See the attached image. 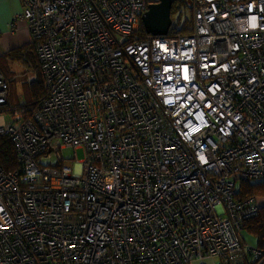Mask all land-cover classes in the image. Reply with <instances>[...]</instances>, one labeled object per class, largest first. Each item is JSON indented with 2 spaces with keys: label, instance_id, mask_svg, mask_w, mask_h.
I'll use <instances>...</instances> for the list:
<instances>
[{
  "label": "built area",
  "instance_id": "1",
  "mask_svg": "<svg viewBox=\"0 0 264 264\" xmlns=\"http://www.w3.org/2000/svg\"><path fill=\"white\" fill-rule=\"evenodd\" d=\"M21 3L46 93L9 106L0 70V264H260L236 182L264 180V0H188L175 35L147 0Z\"/></svg>",
  "mask_w": 264,
  "mask_h": 264
},
{
  "label": "trees",
  "instance_id": "2",
  "mask_svg": "<svg viewBox=\"0 0 264 264\" xmlns=\"http://www.w3.org/2000/svg\"><path fill=\"white\" fill-rule=\"evenodd\" d=\"M170 16L171 25L168 30V35L186 34L191 31L192 17L190 18L191 12L189 10L188 0H172ZM141 31L142 33H146L142 23ZM24 56H29L31 60H33L35 73H37L38 75V80H36V78H33L31 81H29V85H25V90L31 87V99L21 98L20 101L15 99V97L13 96V91L15 90L16 73L9 69V66H6V73L2 62H0V70L2 71L9 85V106H34L46 93L42 73L37 62L36 53L33 50L31 43L24 45L23 47L9 50L4 54V59L5 62L8 63L9 60H19L22 59ZM39 78L42 80V82L39 81ZM28 115L30 117V113H28ZM0 165L3 167L4 170L7 171L14 170L17 167V154L15 148L12 142L8 138L3 136H0ZM236 183H238V196L243 198L249 196L264 197L263 179H238ZM241 231H245L251 235H254V237L256 238L255 247L261 252V258H263L260 264H264V206H260V210L257 215L247 218L241 223ZM243 240L245 241L244 237Z\"/></svg>",
  "mask_w": 264,
  "mask_h": 264
},
{
  "label": "crops",
  "instance_id": "3",
  "mask_svg": "<svg viewBox=\"0 0 264 264\" xmlns=\"http://www.w3.org/2000/svg\"><path fill=\"white\" fill-rule=\"evenodd\" d=\"M21 4L20 0H0V62H2L5 71L6 66H9V69L16 73L15 77L23 74L24 70L29 75H33L34 78V63L29 56H24L19 60H9L8 63L4 59V54L9 50L23 47L30 43V32L24 21L15 20L14 27L11 26L14 17L22 10ZM257 200L261 206H264V197H257ZM189 264H221V259L217 257H203Z\"/></svg>",
  "mask_w": 264,
  "mask_h": 264
},
{
  "label": "water",
  "instance_id": "4",
  "mask_svg": "<svg viewBox=\"0 0 264 264\" xmlns=\"http://www.w3.org/2000/svg\"><path fill=\"white\" fill-rule=\"evenodd\" d=\"M171 6L172 0H158V2L148 5L147 10L141 16L146 33L153 35L168 34L171 25Z\"/></svg>",
  "mask_w": 264,
  "mask_h": 264
},
{
  "label": "rangeland",
  "instance_id": "5",
  "mask_svg": "<svg viewBox=\"0 0 264 264\" xmlns=\"http://www.w3.org/2000/svg\"><path fill=\"white\" fill-rule=\"evenodd\" d=\"M154 0H147V2L151 3ZM21 2V0H20ZM21 9H22V4H21ZM191 18V16H190ZM34 78H36V80H38V75L37 73H35L34 71ZM33 78V75H29L28 73H26V71L23 70V74H21L20 76L15 78L16 81V86H15V90L13 91V96L15 97V99H17L18 101H20L21 98H26V99H31L32 98V91H31V87L27 88L25 90V85L26 84H30L29 81H31ZM39 81L42 82V80L39 78ZM38 81V82H39ZM22 82V83H20ZM42 84V83H41ZM18 106V105H16ZM8 119V118H7ZM61 155L63 157V160H67V161H72L75 162V154L72 148H65L62 150ZM76 156H77V160L81 161L84 158V150L82 148H79L76 150ZM236 189H238V183H236ZM242 235L245 239V242L252 246L255 247L256 245V238L254 237V235H251L245 231H242ZM220 259V257H217Z\"/></svg>",
  "mask_w": 264,
  "mask_h": 264
}]
</instances>
